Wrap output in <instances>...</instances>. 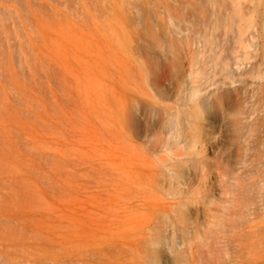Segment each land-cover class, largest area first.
Listing matches in <instances>:
<instances>
[{
    "label": "rangeland",
    "instance_id": "obj_1",
    "mask_svg": "<svg viewBox=\"0 0 264 264\" xmlns=\"http://www.w3.org/2000/svg\"><path fill=\"white\" fill-rule=\"evenodd\" d=\"M0 264H264V0H0Z\"/></svg>",
    "mask_w": 264,
    "mask_h": 264
}]
</instances>
